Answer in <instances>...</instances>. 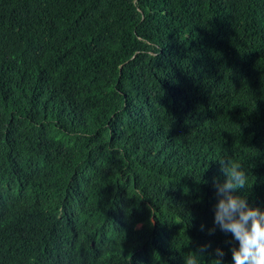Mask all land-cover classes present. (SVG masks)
<instances>
[{"label": "trees", "instance_id": "trees-1", "mask_svg": "<svg viewBox=\"0 0 264 264\" xmlns=\"http://www.w3.org/2000/svg\"><path fill=\"white\" fill-rule=\"evenodd\" d=\"M220 159L264 212V0H0V264H233Z\"/></svg>", "mask_w": 264, "mask_h": 264}, {"label": "clouds", "instance_id": "clouds-1", "mask_svg": "<svg viewBox=\"0 0 264 264\" xmlns=\"http://www.w3.org/2000/svg\"><path fill=\"white\" fill-rule=\"evenodd\" d=\"M219 163L226 180L223 183L213 182L218 197L214 225L238 241V246L230 249L233 264H264V212L250 207L244 198L233 194L249 186L247 171L241 163L231 159H220ZM209 232L214 233L215 227ZM200 251H206V247ZM215 252L219 258L224 256L219 248ZM185 264H200V259L195 253H190L185 258ZM214 264H221V259L214 260Z\"/></svg>", "mask_w": 264, "mask_h": 264}]
</instances>
